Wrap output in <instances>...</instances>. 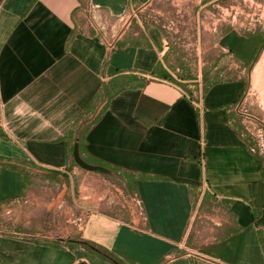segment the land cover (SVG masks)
I'll list each match as a JSON object with an SVG mask.
<instances>
[{"label": "crops", "instance_id": "0c3cea01", "mask_svg": "<svg viewBox=\"0 0 264 264\" xmlns=\"http://www.w3.org/2000/svg\"><path fill=\"white\" fill-rule=\"evenodd\" d=\"M155 1L0 0V264H113L98 248L120 264H264V153L235 126L246 82L203 93L201 74L181 81L191 96L163 79L194 76L157 29L100 32ZM263 42L227 31L202 73L245 68ZM93 121L85 157L118 177L73 161Z\"/></svg>", "mask_w": 264, "mask_h": 264}, {"label": "rangeland", "instance_id": "374dc122", "mask_svg": "<svg viewBox=\"0 0 264 264\" xmlns=\"http://www.w3.org/2000/svg\"><path fill=\"white\" fill-rule=\"evenodd\" d=\"M129 21V27L117 22L115 27L113 24L102 30L99 27L100 32L110 39L116 33L137 30V21L144 27H153L171 46V63L177 65L181 60L196 79L201 77L203 68L213 64L214 57L220 55L213 45L227 31L234 29L245 36H264V0H156L150 7L136 11V17L129 18ZM263 54L264 47L245 68L233 58H222L218 65L220 79L239 78L246 82L245 93L237 109L245 136L246 129L255 134H258V129L264 130V68L254 75L255 66ZM246 115L256 122L244 119ZM39 191L37 188L35 194Z\"/></svg>", "mask_w": 264, "mask_h": 264}, {"label": "trees", "instance_id": "16d2710c", "mask_svg": "<svg viewBox=\"0 0 264 264\" xmlns=\"http://www.w3.org/2000/svg\"><path fill=\"white\" fill-rule=\"evenodd\" d=\"M264 47V42L261 44V46H259V48L257 49V51L255 52L254 56L252 57L251 61L254 60L258 54V52ZM238 60V59H237ZM185 74L181 75V74H177L176 77H173L171 75H168V74H165L163 75V79L176 85L177 87L181 88L184 92H188L189 95L192 96V92L188 90V88L186 87L187 85L184 84L183 82L181 81H184V80H192L194 79L193 77L189 76L188 73H189V70L185 68ZM229 80H233V79H228V80H222L219 78V74L217 73H211V72H208V71H203L202 73V82H203V93H205L209 87H211L212 85L216 84V83H219V82H223V81H229ZM94 123L93 122H82L76 129L75 133V138L73 142L74 143H77L78 144V149H79V154H80V157L82 158L83 161H85L86 163L88 164H92L94 162L90 161L89 159H86L85 157V136H86V133L88 132L90 126ZM235 126L236 128L238 129L239 131V134L241 135V137L247 141V137L244 135V131H243V128L241 126V124L239 123V120L235 123ZM93 165V164H92ZM117 170L115 169H112V174H114L116 177H118V174H117ZM109 179L112 180L111 177H109ZM84 245H86L85 243H82ZM90 245V244H89ZM95 247V246H93ZM100 249L102 252H103V257L110 261L111 263L113 264H120V262L114 258L107 250L103 249V248H98Z\"/></svg>", "mask_w": 264, "mask_h": 264}, {"label": "built area", "instance_id": "2783aa9c", "mask_svg": "<svg viewBox=\"0 0 264 264\" xmlns=\"http://www.w3.org/2000/svg\"><path fill=\"white\" fill-rule=\"evenodd\" d=\"M135 18L136 17V10H131L129 11L124 17H121L119 20H117L122 26L126 25L127 27L130 26V21H129V18ZM109 47H111L109 45ZM238 109V108H237ZM236 113H238L237 110H235ZM250 116L246 115L244 117V119H248L250 121H255L254 118H249ZM256 122V121H255ZM259 123V124H258ZM257 124L259 125L260 127V122H257ZM261 128V127H260ZM262 129V130H261ZM261 129H258L257 130V133L258 134H255V133H250L249 130L250 129H246V137L248 138L247 139V145L249 147V150L251 153L253 154H258V155H261L264 153V130L263 128ZM257 138L259 140H257Z\"/></svg>", "mask_w": 264, "mask_h": 264}, {"label": "water", "instance_id": "95a60500", "mask_svg": "<svg viewBox=\"0 0 264 264\" xmlns=\"http://www.w3.org/2000/svg\"><path fill=\"white\" fill-rule=\"evenodd\" d=\"M72 158L74 163L82 170L88 171V172H93L105 176H110L111 171L103 166L100 165H92L88 164L85 161L82 160L79 154V149H78V144L74 143L73 149H72Z\"/></svg>", "mask_w": 264, "mask_h": 264}, {"label": "bare ground", "instance_id": "6f19581e", "mask_svg": "<svg viewBox=\"0 0 264 264\" xmlns=\"http://www.w3.org/2000/svg\"><path fill=\"white\" fill-rule=\"evenodd\" d=\"M264 68V54L261 56V59L259 61V63L256 65L255 67V72L254 75H258V73H260V71Z\"/></svg>", "mask_w": 264, "mask_h": 264}]
</instances>
